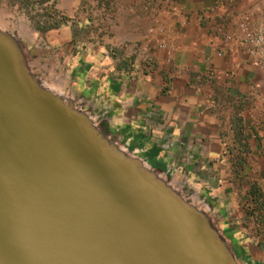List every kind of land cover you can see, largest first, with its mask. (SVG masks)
Wrapping results in <instances>:
<instances>
[{"label": "crops", "instance_id": "crops-1", "mask_svg": "<svg viewBox=\"0 0 264 264\" xmlns=\"http://www.w3.org/2000/svg\"><path fill=\"white\" fill-rule=\"evenodd\" d=\"M95 2L101 41L69 33L74 95L128 151L200 193L236 255L264 264L240 207V181L264 195V59L238 28L244 14L259 24L264 0Z\"/></svg>", "mask_w": 264, "mask_h": 264}, {"label": "water", "instance_id": "water-1", "mask_svg": "<svg viewBox=\"0 0 264 264\" xmlns=\"http://www.w3.org/2000/svg\"><path fill=\"white\" fill-rule=\"evenodd\" d=\"M0 264H240L222 228L0 28Z\"/></svg>", "mask_w": 264, "mask_h": 264}, {"label": "rangeland", "instance_id": "rangeland-1", "mask_svg": "<svg viewBox=\"0 0 264 264\" xmlns=\"http://www.w3.org/2000/svg\"><path fill=\"white\" fill-rule=\"evenodd\" d=\"M96 0H0V14L4 16L8 28L24 44L30 67L41 79L45 80L55 91H64L72 97L76 105L86 109V103L82 97L74 95L71 87V63L69 56L72 52L69 46V33L72 32L78 42L101 41L104 35L106 23L98 8ZM87 20V23L85 22ZM55 22H62L58 27L40 30L38 27H46ZM18 24L28 32L30 37H22L13 27ZM87 110V109H86ZM88 111V110H87ZM88 112H91L90 110ZM97 123L106 126V120L100 115L90 113ZM102 118V119H101ZM102 120L103 122H101ZM169 180L178 188L188 200L202 205L215 219L220 228V220L217 212L206 202L195 189H187L184 179ZM238 221L242 214L237 210H231ZM217 217H216V216ZM252 225H247L246 230L253 233ZM232 247L238 249V241H232ZM240 264H256L251 258L237 255Z\"/></svg>", "mask_w": 264, "mask_h": 264}, {"label": "trees", "instance_id": "trees-1", "mask_svg": "<svg viewBox=\"0 0 264 264\" xmlns=\"http://www.w3.org/2000/svg\"><path fill=\"white\" fill-rule=\"evenodd\" d=\"M62 22H55L46 27H38L40 30H47L58 27ZM243 185L241 186V184ZM240 207L246 220L254 225L252 231L261 236L264 240V195L259 184L255 181H240ZM227 233V231H226ZM264 246V241H261Z\"/></svg>", "mask_w": 264, "mask_h": 264}, {"label": "built area", "instance_id": "built-area-1", "mask_svg": "<svg viewBox=\"0 0 264 264\" xmlns=\"http://www.w3.org/2000/svg\"><path fill=\"white\" fill-rule=\"evenodd\" d=\"M238 28L241 33L240 40L246 43L248 53L264 59V11L257 26L253 25L252 18L248 14H244L238 20ZM230 40V35H224L223 42ZM103 119L107 120V117L104 116ZM167 147L169 146L167 145ZM202 202H205L204 198H202Z\"/></svg>", "mask_w": 264, "mask_h": 264}, {"label": "bare ground", "instance_id": "bare-ground-1", "mask_svg": "<svg viewBox=\"0 0 264 264\" xmlns=\"http://www.w3.org/2000/svg\"><path fill=\"white\" fill-rule=\"evenodd\" d=\"M13 27H15L18 30V33L22 37H29V38H31L30 35L28 34V32L26 30H24L22 27H20L18 24H14ZM0 28L1 29L11 30L10 28H8L7 22L5 21L4 16L1 15V14H0Z\"/></svg>", "mask_w": 264, "mask_h": 264}]
</instances>
